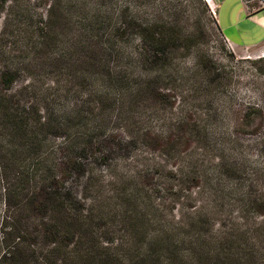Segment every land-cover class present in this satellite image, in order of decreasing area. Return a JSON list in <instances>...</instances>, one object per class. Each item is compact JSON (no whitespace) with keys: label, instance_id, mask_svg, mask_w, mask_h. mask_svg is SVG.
Masks as SVG:
<instances>
[{"label":"trees","instance_id":"16d2710c","mask_svg":"<svg viewBox=\"0 0 264 264\" xmlns=\"http://www.w3.org/2000/svg\"><path fill=\"white\" fill-rule=\"evenodd\" d=\"M102 1L58 0L34 15L30 0H3L0 264H264V179L180 158L204 129L129 124V134H116L119 116L161 101L156 53L177 36L121 13L103 36ZM56 28L73 32L68 57L51 56ZM133 35L137 51L123 61L122 42ZM169 142L172 162L133 158L121 168L125 158H111L122 146ZM23 153L48 158H17ZM97 166L109 175L94 174Z\"/></svg>","mask_w":264,"mask_h":264},{"label":"rangeland","instance_id":"374dc122","mask_svg":"<svg viewBox=\"0 0 264 264\" xmlns=\"http://www.w3.org/2000/svg\"><path fill=\"white\" fill-rule=\"evenodd\" d=\"M30 13L45 14L49 4L58 0H30ZM92 2V0H86ZM238 0H227L226 7ZM63 6L66 0H62ZM222 0H103L102 12L98 18L100 34L103 35L115 24L121 13L128 20L162 31L165 37L177 36L172 49L164 48L156 53L163 69L159 74L164 91L161 101L149 100L145 107L132 113L122 114L114 130L118 137L129 134V126L152 128L154 131L169 129L183 124L186 127L204 129L205 138H192L181 150L180 158H203L210 167L222 163L226 168L239 169L247 181L264 179V44L249 48H238L226 42L217 25V4ZM0 0V23L7 12ZM254 7H262L258 0H251ZM64 9V8H63ZM215 10L216 15L213 14ZM98 15V16H99ZM76 22V21H75ZM75 33V32H74ZM51 56L61 58L71 50L73 32L67 28H56ZM104 36V35H103ZM136 35L122 42L123 61L137 51ZM116 44L112 45L115 46ZM118 49V47H116ZM119 50V49H118ZM134 56V55H133ZM68 57V56H67ZM77 57L68 60L76 62ZM131 59V57H130ZM133 60V58H132ZM59 72L58 68H53ZM155 73V74H154ZM46 81L55 80L54 74ZM26 82L18 81L14 88ZM179 142L178 137L174 138ZM53 139L44 142V152H48ZM7 139L0 137V149ZM184 144V143H183ZM124 148L111 158H125L119 161L121 168L131 164L133 158L173 157L166 149ZM4 154V151L1 152ZM1 158V157H0ZM17 158L30 157L23 153ZM50 158V157H49ZM94 174L106 178L108 170L97 166ZM5 216L3 191L0 192V221Z\"/></svg>","mask_w":264,"mask_h":264},{"label":"crops","instance_id":"0c3cea01","mask_svg":"<svg viewBox=\"0 0 264 264\" xmlns=\"http://www.w3.org/2000/svg\"><path fill=\"white\" fill-rule=\"evenodd\" d=\"M224 2L227 0L217 4V25L222 36L238 48L264 44V7H254L251 0H238L220 14Z\"/></svg>","mask_w":264,"mask_h":264},{"label":"built area","instance_id":"2783aa9c","mask_svg":"<svg viewBox=\"0 0 264 264\" xmlns=\"http://www.w3.org/2000/svg\"><path fill=\"white\" fill-rule=\"evenodd\" d=\"M258 2H259V4H260L262 7H264V0H258ZM213 14L216 15L215 10H213ZM226 42H227L228 44H232V43H231L230 41H228L227 39H226Z\"/></svg>","mask_w":264,"mask_h":264},{"label":"bare ground","instance_id":"6f19581e","mask_svg":"<svg viewBox=\"0 0 264 264\" xmlns=\"http://www.w3.org/2000/svg\"><path fill=\"white\" fill-rule=\"evenodd\" d=\"M205 1L210 3L212 0H205Z\"/></svg>","mask_w":264,"mask_h":264}]
</instances>
